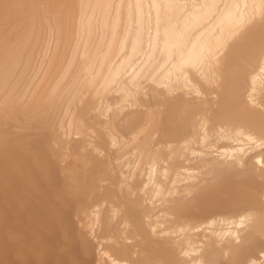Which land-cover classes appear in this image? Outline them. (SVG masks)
Segmentation results:
<instances>
[{"label":"bare ground","instance_id":"1","mask_svg":"<svg viewBox=\"0 0 264 264\" xmlns=\"http://www.w3.org/2000/svg\"><path fill=\"white\" fill-rule=\"evenodd\" d=\"M0 264H264V0H0Z\"/></svg>","mask_w":264,"mask_h":264}]
</instances>
